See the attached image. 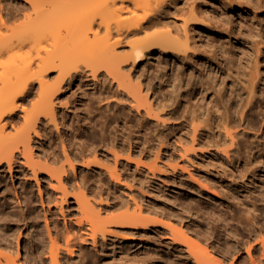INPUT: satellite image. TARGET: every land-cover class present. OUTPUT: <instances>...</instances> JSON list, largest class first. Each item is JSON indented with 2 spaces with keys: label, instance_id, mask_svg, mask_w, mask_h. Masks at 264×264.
Here are the masks:
<instances>
[{
  "label": "rangeland",
  "instance_id": "1",
  "mask_svg": "<svg viewBox=\"0 0 264 264\" xmlns=\"http://www.w3.org/2000/svg\"><path fill=\"white\" fill-rule=\"evenodd\" d=\"M14 4L16 0H0V11L2 6ZM153 6L154 26L128 36L112 30V40L122 39L119 46L155 31L170 33L181 45L164 47L165 50H160L159 45L151 46L144 59L123 66L122 70L129 72L131 85L146 97L139 109L128 94L116 92L118 87L110 77L105 83L99 82L81 66L55 100L54 120L42 116L35 125L39 136L31 131L33 151L44 162L53 152L64 157V146L72 155L70 142H73L77 146L74 150L82 151L85 158H93L95 151L100 157L107 154L109 159L105 162L110 165L114 161L110 153L115 147L113 142L117 143V150L125 146L126 151L121 150L124 155L131 152V162L119 165L123 172L121 182H115L105 172L101 174L102 186H85L91 198L99 200L94 190L101 188L107 195L105 202L111 203V207L102 210L103 218L127 207L133 212L136 199L148 219L146 228L138 226L131 230L143 232H123L133 235L134 240L111 242L108 237L106 249L99 251L106 260L119 259L130 264H172L171 260H176L183 264L186 252L172 246L171 238L164 240L168 233L162 232L168 228L163 224L169 221L188 233L200 229L202 244H206L203 238L209 233L213 249H220L225 240L237 243L239 250L232 248L224 263L231 264L234 260V264H249L247 243L237 240L249 239L254 256L260 255V244L255 243L254 234L257 226L262 225L264 235V0H164ZM27 20L22 14L9 19L7 27L0 29V47L10 41L16 45ZM47 41L49 37L38 34L36 46L30 52L28 45L0 51V93L17 80L30 59L37 60L38 49L44 55L40 46ZM254 75L257 84L250 91L249 82ZM101 77L104 75L99 74ZM37 100L36 93L29 102L19 100L17 117L5 127V132L21 129L25 124L24 109H31ZM107 102L109 105H105ZM105 123L106 130L102 128ZM194 124H198L197 130ZM224 126L231 132L239 131L235 143ZM248 147H252L251 153L246 151ZM18 169L12 179L1 168L4 181L0 182V214L10 198L16 197V193L22 197V190L26 189L30 206L16 201L12 209L19 215L26 211V216L33 209L32 217L40 208V190L35 181L28 180L31 175ZM86 171L77 162L78 175ZM86 177L90 182L100 175L94 170ZM40 180L41 191L46 195L48 182L42 177ZM51 205L56 211L55 219L64 226L59 207L53 201ZM247 207L252 210L249 214L244 209ZM65 209L72 210L74 218L84 215L72 198ZM218 213L223 214L227 230L219 225ZM252 213L259 215L255 230L249 231L244 222L246 215ZM28 220L32 227L37 222V228L45 223L42 213L37 219ZM19 223L23 231H17V236L21 232L23 249H32L36 237L43 232L30 231L31 226ZM83 246L87 251L92 248L91 243Z\"/></svg>",
  "mask_w": 264,
  "mask_h": 264
},
{
  "label": "bare ground",
  "instance_id": "2",
  "mask_svg": "<svg viewBox=\"0 0 264 264\" xmlns=\"http://www.w3.org/2000/svg\"><path fill=\"white\" fill-rule=\"evenodd\" d=\"M126 1L128 3H125ZM163 1L16 0L14 5L6 8L2 6L0 29L7 27L9 19H15L21 14L28 18L25 28L17 36L16 45H28L30 52L36 46L38 34L46 38L49 37V41L45 46H40L44 55L38 49L37 60L30 59L17 80L5 92L0 93V182L4 181L1 168L2 170L6 169L12 179L15 178L17 168H20L24 174L31 175L28 180L35 181L40 190V208L36 210L34 216L30 217L33 209L28 211L29 216L25 215L26 211L19 215L15 209H12L15 207L16 201H24L26 206H30L29 191L26 189L22 190L24 193L22 197L16 193V197L10 198L3 213L0 214V264H130L119 259L106 260L105 255L99 251L106 249L104 245L107 243L108 237L112 240L111 242L115 239L131 241L134 240V236L123 232H143L131 231L138 226L147 227L148 219L143 216L142 204L135 199L133 212L130 211V207H127L125 211L103 218L102 210L107 211L111 207V203L105 202L107 195L104 196L105 192L101 190L102 188L99 190L92 188L90 190H94V194L99 196V200L93 197L92 199L85 186H102L101 174L105 172L115 182H121L123 172L119 169V165L124 161L131 162V152L124 155L121 150L126 151L125 146H121L120 150H117V143L113 142V147H115L110 150V153L113 155L114 161L113 165H110L105 162L109 159L107 154L100 157L95 151L93 158H85L83 152L74 150L77 146L70 142L72 155L67 152V148L64 146V157H59L53 152L49 157L51 161L49 158H45L43 162L41 155H36L33 151L31 131L39 136L35 125L42 116H49L51 120H54L55 100L59 99L63 92V86L73 76V72L80 69L81 66L89 70L94 78H98L99 82L105 83L107 77H110L118 87L116 92L128 94L136 102L134 107L139 109L142 104L141 100L146 97L141 94L138 87L131 85L129 77H127L129 72L125 73L122 70L123 66L135 64L144 59L151 51V46L159 45V49L162 50L164 47L180 48L181 45L170 33L164 35L155 31L119 46L122 39L112 40V30L115 29L119 35L126 33L128 36L154 26L156 21H153L152 15L156 8L153 4L156 3L158 6ZM28 7L31 10L25 11ZM75 9L81 11L74 13ZM16 45L14 41L7 42L0 47V51L13 48ZM127 47L128 49L125 50ZM171 53L174 55V52ZM53 72H56L55 76L50 77ZM256 72H258V67ZM99 74L104 77L99 78ZM256 79V75L250 79V91H253L256 86ZM131 87H134V90H131ZM33 93L38 94V100L31 109H24V126L16 130L15 133L5 132V127L12 125L17 117V102L19 100L29 102ZM105 105H109V103L107 102ZM146 112L150 113V110ZM5 118L8 120L3 122ZM116 118L115 116L114 120ZM107 127L106 123L102 125L105 130ZM197 127L198 124H194V130H197ZM224 130L230 136L231 141L235 143L239 131L231 132L226 130L225 126ZM246 151L251 153L252 147H248ZM225 152L230 161L229 152L227 150ZM59 161L61 162L58 164ZM79 161L82 170L83 168L87 169L80 176L77 173V162ZM94 170L100 177L87 182L86 175ZM40 177L48 182L46 195L41 191ZM28 180L26 179V181ZM5 187L7 188V186ZM56 194L57 196H55ZM70 198L73 199L79 211L84 214L82 217L74 218L71 216L72 210L65 209ZM52 201L59 207L64 226H60L59 221L54 217L56 211L53 210ZM244 209L247 214L252 212L250 207ZM253 211L255 210L253 209ZM40 213L44 217V226L41 225V228H37L36 222L32 227L28 218L35 220ZM258 215H246L244 228L249 231L255 230L257 226L255 219ZM216 218L220 221L219 225L227 230L228 228L223 223V214L218 213ZM20 221L27 227L31 226L30 231L43 232L42 236L36 237L32 249L28 247L23 249L21 232L17 236V231H23ZM163 225L168 228V231L162 232L168 233L164 240L171 238L174 243L172 246L182 248L186 252V261H183V264H225L224 259L227 258L230 250L233 248L238 251L240 248L237 243L230 244L225 240L220 243V249H213L208 241V238L211 237L209 233L203 238L206 240V244H202L199 242L200 229L188 233L169 221L164 222ZM111 227L128 231H116ZM262 230V225L257 226L254 234L255 243L260 244V255L258 256H254L253 244L249 239L237 240L238 243L240 240L247 243L245 247L249 264H264ZM34 235L37 233L35 232ZM2 243L3 245H1ZM84 243H91L92 248L87 251L83 246ZM180 260L183 259L180 258ZM171 263L179 264L176 260H171ZM234 263V260L231 261V264Z\"/></svg>",
  "mask_w": 264,
  "mask_h": 264
}]
</instances>
